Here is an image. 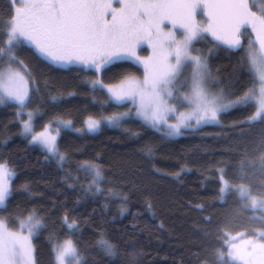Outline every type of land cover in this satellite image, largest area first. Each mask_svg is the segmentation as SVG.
Segmentation results:
<instances>
[{"label":"snow or ice","instance_id":"6c2138e0","mask_svg":"<svg viewBox=\"0 0 264 264\" xmlns=\"http://www.w3.org/2000/svg\"><path fill=\"white\" fill-rule=\"evenodd\" d=\"M25 50L49 68L82 75L98 109L85 107L75 119L70 112L58 111L37 127L44 107L59 109L76 93L54 94L45 80L47 91L42 94L37 76L20 56ZM222 51L240 53L227 83L211 66ZM246 77L251 87H245ZM0 105L14 108L18 134L56 164L69 189L82 193L76 205L83 198H102L107 224L117 221L116 215L107 218L112 204L118 216L130 213V193L113 181L100 153L77 161L75 174L71 166L65 168L71 157L61 148L63 134L84 137L104 127L121 128L143 141L139 154L155 161L159 147L146 139L149 134L171 140L205 127H222L232 111L249 112L229 125L240 129L232 149L239 153L238 161L209 162L201 173L203 180L216 185L215 204L188 202L203 221L198 231L205 238L214 235L219 244L203 255L193 253L191 264H264V3L5 0L0 8ZM131 124L140 130L133 131ZM152 171L180 181L191 169L183 163L164 172L153 162ZM16 177L14 163L0 156V264H140L138 249L118 229V236H110L98 228L92 247L82 246V224L89 225L91 217L73 215L76 206L69 208L66 201L53 202L47 210L33 204L30 183L17 186ZM16 197L24 198L23 207L13 206ZM230 203L239 214L250 213L249 220L259 226L235 235L226 230L209 210ZM144 204L155 216L147 195ZM131 227L142 231L136 224ZM41 238L46 241V259L38 244Z\"/></svg>","mask_w":264,"mask_h":264},{"label":"trees","instance_id":"16d2710c","mask_svg":"<svg viewBox=\"0 0 264 264\" xmlns=\"http://www.w3.org/2000/svg\"><path fill=\"white\" fill-rule=\"evenodd\" d=\"M5 6V0H0V8ZM204 47L203 44L200 45ZM145 53V52H144ZM21 58L28 64L30 70L37 76L41 93L44 81H48L49 89L54 94L74 91V98H66L59 109L43 108V116L37 118V127L44 123L56 112H70L73 118H77L85 107L97 110L99 105L93 104L88 89L82 83V75L66 70H54L47 66V62H41L31 52L25 50L20 53ZM240 53L222 51L212 60V70L221 80L227 83L231 78L234 67L237 64ZM248 78H245V87H251ZM12 106L0 105V156L11 160L16 166L17 186L25 181L30 183L35 193L32 203L43 206L45 210L52 207L53 202L66 201L67 206H76L73 215L89 216V225L82 224L80 242L84 247L91 248L98 228H104L110 236L125 232V239L134 244L140 255V264H191L192 254L219 247L214 235L205 238L198 231L197 226L202 225L200 214L189 207L188 202L212 203L216 185L203 180L201 173L209 162L223 161L235 163L239 159V153L233 151L240 129L230 128L232 121L243 120L249 112L232 111L222 121V127L209 126L199 132H189L175 139H164L159 134H149L154 143L159 147L155 161L145 159L139 154L143 141L137 142L121 128L104 127L98 133L81 137L68 131L61 139L62 150L70 152V160L65 164L75 174L77 161L91 159L100 153L105 166L110 168V175L114 182L123 185V190L130 193V213L125 217L117 214L115 204H112L107 213V218L117 216L115 224L105 223L101 214L102 198L93 201L91 198H83L76 205L78 195L76 190L69 189L62 181L63 173L54 162L46 161L39 148L31 147L27 141L18 134V125L14 117ZM76 126H79L78 124ZM133 131H139L137 124L129 125ZM244 131H247L245 127ZM217 133H224L216 136ZM253 136L256 134L253 133ZM7 137V142H5ZM164 172L175 171L180 164L187 163L191 171L182 175L180 181L169 176L156 174L152 171V163ZM205 175H210L205 173ZM135 185V187H134ZM203 185V186H202ZM151 199L153 216L144 204L145 196ZM231 201V198L229 197ZM19 203L24 206V198L16 197L13 206ZM95 210V211H93ZM219 217L226 230L233 235L237 231L258 227L259 224L249 220V214L241 215L235 205L231 203L221 207L216 205L210 209ZM132 213H135V218ZM208 213H205L207 215ZM132 224H136L142 231L133 232ZM119 230L116 232L114 230ZM39 247L47 258L46 241L41 238ZM91 256H96L93 252ZM100 259V257H96ZM104 264H108L105 260Z\"/></svg>","mask_w":264,"mask_h":264},{"label":"rangeland","instance_id":"374dc122","mask_svg":"<svg viewBox=\"0 0 264 264\" xmlns=\"http://www.w3.org/2000/svg\"><path fill=\"white\" fill-rule=\"evenodd\" d=\"M256 3H257V4H259V3H264V0H256ZM144 47L146 48L147 46L144 45ZM140 54H141V55H146L147 53H146V52H145V53H144V52H141Z\"/></svg>","mask_w":264,"mask_h":264}]
</instances>
